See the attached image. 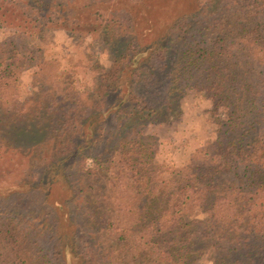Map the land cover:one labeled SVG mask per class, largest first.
Instances as JSON below:
<instances>
[{
    "label": "trees",
    "instance_id": "trees-1",
    "mask_svg": "<svg viewBox=\"0 0 264 264\" xmlns=\"http://www.w3.org/2000/svg\"><path fill=\"white\" fill-rule=\"evenodd\" d=\"M107 1L81 3L114 54L92 91L63 82L25 108L11 91L33 58L20 40L59 24L84 36L79 9L0 0V30L14 29L0 40V152L34 153L25 178L38 175L0 193V264H264V0H165L147 15L134 12L142 0ZM190 88L227 117L186 163L167 164L143 129L180 115ZM60 171L71 240L46 202Z\"/></svg>",
    "mask_w": 264,
    "mask_h": 264
},
{
    "label": "rangeland",
    "instance_id": "rangeland-1",
    "mask_svg": "<svg viewBox=\"0 0 264 264\" xmlns=\"http://www.w3.org/2000/svg\"><path fill=\"white\" fill-rule=\"evenodd\" d=\"M82 1L76 0L80 17L75 25L84 36L76 35L67 29V26L59 24L48 27L41 35L30 34L20 40L22 53L28 56L27 58H33L28 60L26 66L19 67L17 78L12 81L11 91L15 92L25 108L34 93H42L46 88L59 89L64 83L72 84L79 92L92 91L96 76L111 66L114 54L109 42L99 32L89 30L91 24L85 20L88 12L82 9ZM162 2L165 0H142L134 12L140 11L147 15ZM9 19L12 22L10 17ZM13 30L12 24L5 30H0V40H4ZM40 59H44V62L41 63ZM3 104H7V101H3ZM182 105V113L171 121L162 124L150 123L143 129L144 136L155 138L158 144L156 158L167 164L182 165L189 160L195 149L214 141L220 125L219 119L226 118L228 113L224 107L214 110L211 99L203 89H188L182 98ZM14 147L9 148L7 152H0V193L3 195L25 189L29 185L26 180L35 182L38 179L37 173H31L29 179L25 178L27 169L36 155L23 153L19 150L20 147ZM85 165L94 166L91 156L87 157ZM61 175L60 171L56 176H47L49 183L45 187L48 191L46 202L48 210L53 211L50 221L57 220L59 225L61 223V232H66L67 238L71 240V231L75 228L69 219L67 207L71 191L61 179ZM105 184L106 178L102 175L97 186ZM37 198H40L39 194ZM42 198H45L44 195ZM79 242L86 249L89 247L88 242ZM68 262L73 264L71 255L68 256ZM196 264H211V261L205 256Z\"/></svg>",
    "mask_w": 264,
    "mask_h": 264
}]
</instances>
